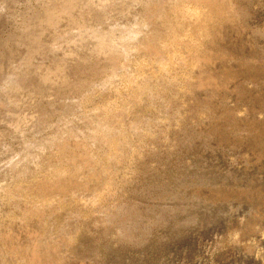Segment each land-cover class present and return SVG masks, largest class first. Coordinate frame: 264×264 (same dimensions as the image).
<instances>
[{"label":"rangeland","instance_id":"rangeland-1","mask_svg":"<svg viewBox=\"0 0 264 264\" xmlns=\"http://www.w3.org/2000/svg\"><path fill=\"white\" fill-rule=\"evenodd\" d=\"M36 1L0 0L1 8L7 4L6 8L0 9V177L9 167V157H16L14 162L21 163L24 155L20 149L41 136L31 131L34 132L35 119L45 111L46 102H50L54 95H68L74 90L72 83L66 80L52 78L53 81L47 82L51 79L48 74L43 84L26 81L17 87L16 92L3 93V77L14 71L19 73V70L27 73L26 65L44 69L60 55L66 64L75 60L85 61L80 50L84 54L91 44L95 45L105 35L115 36L119 33L115 26L126 22L119 12L121 6H117L109 18L95 15L94 18L89 17V21H72L70 25L61 23L60 28L49 27L46 23L37 24L25 34L29 43H21L18 25L31 14L28 7L36 5ZM215 3L221 14L208 12V8L199 6L193 18L199 35L209 33L203 35L205 43L212 42L210 45H199L194 37L179 34L181 48L176 53L181 54L183 61L185 59V65L193 68L194 64L199 75L193 70H190V75L184 65L183 69H171L173 76L169 73L168 80H171L173 91L163 94L170 106L168 123H160L152 136L142 138L141 149L122 153L123 162L119 169L107 176L108 182L111 176L107 184L110 187L114 185L111 187L114 189L105 188L86 204L79 200L81 195L73 199L65 196L57 217L54 215L50 219L52 222L47 221L49 225L52 223L51 227L47 223L41 227L40 235L51 231L47 234L53 237L50 236L55 246L64 241L65 245L63 241L59 244L62 245L58 246L61 252L56 257L63 264H264V0H218ZM13 13L15 19L12 18ZM118 21L121 23L117 24ZM67 28L73 34L63 39L58 32ZM56 41H60L59 44ZM79 42L81 48H75ZM30 43H34L35 50L26 54L24 50ZM217 44H224L220 46L223 48L215 47ZM183 45L188 50L182 49ZM154 73L148 67L144 69L143 76L154 75L157 79L159 76ZM201 77L202 91L197 90L201 97L196 91L197 97L190 98L187 86L196 85ZM3 98L10 99L11 110L4 108ZM20 98H25V103L19 102ZM108 99L109 96L104 95L96 103L103 104ZM147 103V100H141L134 107L142 111L147 121L158 122L161 115ZM53 115L55 118L57 114ZM131 121L132 116L129 115L123 119L124 124ZM49 127L43 130L45 134ZM88 165L90 163L85 166ZM28 173V170H23L15 175L25 177ZM37 174L26 183V193H16L20 196L21 206L31 207V211L37 209L39 201L30 187L34 180L44 179L43 174ZM82 179L85 178L69 179L61 191L81 194L84 184L79 186V181ZM18 184L13 182L8 189L15 190ZM88 184L84 187L87 188ZM5 207L11 208L10 205ZM17 210L19 212L11 216L10 213L7 217L0 215V231H7L14 224V234L18 241H22L39 218L34 217L24 224L19 215L22 207ZM114 220L120 223H114ZM65 226L71 234L67 232V235L63 230ZM76 226L75 233L72 230ZM62 233L66 234L65 237ZM0 235V254H7V243L1 239V232ZM56 240L59 243L55 244ZM61 249H65L64 252ZM7 255L8 262L12 260V263L16 261L13 264H20L18 256L10 252Z\"/></svg>","mask_w":264,"mask_h":264},{"label":"bare ground","instance_id":"bare-ground-1","mask_svg":"<svg viewBox=\"0 0 264 264\" xmlns=\"http://www.w3.org/2000/svg\"><path fill=\"white\" fill-rule=\"evenodd\" d=\"M118 1L116 0H98V1L38 0L36 1L37 2L36 5L34 6L29 5L28 8H30L29 11L31 14L29 13L30 14L29 16L26 14L27 17L23 18L19 23L20 25H18L19 28L18 31L21 32L20 34L22 35V37L20 38V42L29 43L30 40L27 39V36L25 34L29 33L30 30L33 29L35 25L40 23H46L47 26L49 25V27L60 28L59 25L61 23L70 25L72 21L73 22L75 21V23L86 20L89 21V17L93 16L94 18L95 15L96 16L104 15L106 16V18H109V16H112L114 13L111 12L117 10L116 9L117 6L119 7L121 6L120 9L121 11L119 12L122 13V15L125 17L124 19L126 20V22L122 26H115L118 27L116 29L119 32V33L117 32L118 34H116L115 36L111 37L105 35L96 44L94 43L95 45L91 44L92 46L89 50L87 49L88 51L84 50L85 51L84 54L82 52L83 50L80 51L78 50L80 52V56L86 59L85 61L84 60L82 61L80 59L81 61L75 60L71 63L66 64L63 63L65 61L63 55L62 57H60L61 56L60 55L56 60L54 59L53 62H51V64L44 69L42 68L35 69L29 65H26L28 67L27 73H24L19 70V73H14L15 72L14 71L12 74L10 75L8 74V76L3 77V79H5L4 80L5 82H3L5 83V86L3 88L4 90L3 93L16 92L17 87L26 81H34L36 83L43 84L48 74H50L51 79L49 78L47 82H51L57 79L66 80L67 83L71 82L72 83L71 85L74 87L73 92L71 91L72 93H69L68 95L60 94L61 96L59 94H57V96L54 95L55 97H53L50 100V102L48 103L46 102L47 104L45 105L46 108L43 105L45 111L42 109L43 113L40 116H38L37 119H35L36 122L33 120L36 126L34 125L35 126L34 132H32L33 130L31 131V133L41 136L39 137L38 140L37 139L30 140L26 146L20 149L22 150L21 153L24 155L23 157L24 160L21 163L16 164L14 162L13 159H15L16 157L15 158L9 157L7 161L9 167L7 166L8 169L4 168L5 170L1 173L2 177H0L1 178L0 179V215H3L2 217L4 216L7 217L8 214L10 213L11 216L13 213H16L18 211L17 210L18 207H22L21 210L22 212H20L19 214L21 215L20 219L22 223L25 224L30 222V220L32 221L34 217L39 218V222H37V224L35 223L33 230L30 232L29 235H27L26 237L24 236V239L22 241H18V238L15 236L16 234H14L13 223L12 226H10L9 228L7 227L8 228L7 231L6 230L5 231L3 230L4 232L0 231L1 234H3V237H1V239L3 238L4 241H6L5 243H7L8 253L10 252L11 254L13 255L15 254L16 256H18L19 259L17 257L15 259L16 260L18 259L20 264H63L64 263L63 261L57 260V258L59 257L58 256L59 252H61L59 251L60 247L58 246H62L59 244L60 243L62 244L63 240L61 239L62 241L60 243L59 241L57 242L56 240V243L55 242L54 243L55 244L59 243L56 245L57 246L56 247L51 239L52 236L51 235H50L51 237L49 236L51 231L49 232L47 231L49 229H47L45 230L47 231L45 234L40 235L41 227L44 225V223H47V221H51L50 219H52L54 215L55 217H57L56 213L57 214L59 213L58 211L61 205L64 204L63 202L64 200H66L65 196L66 198L67 197L75 198L77 195L78 196L81 195V197L79 196L80 198L79 197L77 198H79V200H81L85 204L87 202H90L93 198H97V195L102 190H104L107 187H110L109 184H107L108 182L107 176L108 174L110 175V173L119 169L120 163L123 162V160H121L122 153L125 150H129L133 152V150L135 149L136 151L139 148L141 149V146H143L141 143L142 138H144L145 136L147 137L148 135L152 136L155 133V129L158 127L160 123L161 124L164 122L165 124L168 123L167 121L168 111L170 110L169 109L170 106L168 107V102L164 100L165 98L163 97V94L167 91H173L172 83L170 82L171 80H168V78H170L169 73L170 71H172L171 69L174 67H182L183 65L184 67L187 66L184 64L185 59L184 61L182 60L181 54L176 53V51L179 48H181L178 40L179 34H185L194 37V41H196V43L199 45L209 44L208 42L205 43L204 40L206 38H204L203 34L206 32H203V34L200 33L199 35V33H197L198 31H196L198 29H195L196 24L193 20L195 10H197V8L199 10V6H204L205 8H208V12L217 11L216 13L221 14L220 7L217 6V4L215 3L218 0H121V2L120 0ZM5 4L3 7L6 8L7 4L6 5ZM75 5L78 7L76 8ZM100 7H102V9ZM2 8L0 6V9ZM92 9H97V10L92 12ZM20 13L22 12H19V14ZM110 13L112 15H110ZM6 16L8 15L6 14ZM14 16L15 14L13 13L12 18ZM121 17L120 19H122ZM7 21L8 20H6V22ZM119 22L120 21H118L117 24H119ZM207 26L208 25H206V27ZM70 28L64 29V31L62 32H58L61 33L60 34L61 38L64 39L67 37L68 38L71 37L73 33L70 32ZM73 29L75 28L73 27ZM76 31L77 30H75V33ZM55 32H57L56 29ZM111 32L112 31H110L109 35H111ZM207 32L210 31H208L207 29ZM211 37L213 36L211 35ZM41 38L43 37L41 36ZM60 41L58 42L56 41V42L59 44ZM213 42H215V40ZM47 45H50L49 42ZM217 45L218 46L215 47L223 48L220 46H223L224 44L223 45L220 44V46L219 44ZM75 48L80 49L81 43L79 42L78 44H75ZM182 49L188 50L187 47H185V45L182 46ZM34 50H35L34 43L33 44L30 43L29 45L26 46L24 52L26 54H30V52ZM186 61L189 60L187 59ZM192 65L193 68H191V65L187 66V68H184L187 69V72L189 70V74H190V70L196 71L195 70L196 67L194 66V64ZM148 67L149 69L150 68L153 69L155 71L154 74H157L159 76L157 79H154V75L147 77L143 76L144 69ZM23 68H25V66H23ZM198 70L199 69H197V71ZM197 71H196V75L198 76L199 73L197 74ZM192 74L194 75V73ZM187 76L189 77V75ZM194 77L196 76L194 75ZM52 78L54 79L52 80ZM201 81H202V77L200 78L199 81H197L198 83L196 85L194 84V86H192V84L190 83L191 86L190 85L187 86L186 91L188 93L187 95H189L190 98L197 97L198 91L199 90L202 91L201 88L202 84L200 83ZM59 83L62 84V82ZM180 90L181 89H179V91ZM104 95H108L109 99L103 104H97L96 101L100 97H104ZM187 95L186 97L188 98ZM198 97H201V95H199ZM2 100L3 101H1V103L4 106V108L6 107V109L11 110L12 105L11 102L9 101L10 99L8 100L3 98ZM141 100H147L148 101L147 104L150 105L154 110L156 109L159 115H161L160 119L157 120L158 122H150L149 120L147 121V118H145L142 111L134 107L135 104ZM25 101H26L25 98L23 99L20 98L19 100V102L21 103H25ZM182 108L183 107L181 106V109ZM176 112H180V111H176ZM39 113L35 115H39ZM53 114H57L55 118ZM127 115L132 116V121L130 124H124L123 122L124 117ZM34 116H32V118ZM176 118L177 117H175V120L178 119ZM76 122H78V124H76ZM182 122H184V120ZM46 127L47 129L49 127L50 130L45 134L43 130L46 129ZM141 130L143 133L141 132ZM42 132H44V135L41 134ZM160 135H158V138ZM38 136L35 137L38 138ZM87 163H90V165L85 166ZM23 170H28L29 172L25 177H20L15 175ZM13 173L14 175H11ZM37 173H39V175L43 174L44 179L41 181L34 180L33 184L31 183L32 184L31 187L29 186L32 191L31 193H33L35 195L34 197L37 198L36 200L39 201L38 206L36 207L37 209L31 211L30 210L31 207L30 208L28 207L29 208L28 209L25 206H21L22 203L20 204L21 200H19L20 196L16 193L17 192L22 193L24 191L26 193V189H27V188L25 189L26 183L37 177L38 175ZM78 176L85 178L79 181L80 184L79 186H82V184H84L82 186L83 187L82 193H84L83 195L82 193L80 194L77 191L65 192V193L61 191V188L64 183H67L69 179L76 178ZM110 177L111 176H109V182H110ZM16 181L19 182L16 189L15 190L8 189L10 187L9 185ZM89 182L90 184H88ZM111 183L110 185H112ZM86 184H88L87 188L84 187ZM112 189L114 188H111L110 190ZM110 190L109 192L111 193ZM27 202H29L30 204V201ZM5 205H10L11 208L8 207L6 208ZM137 217L138 216H136V219ZM115 222L117 221L114 220V223ZM3 224H4V220H3ZM47 224L49 225V222ZM51 224L52 223H50V225ZM132 224L133 223H131V225ZM137 224L140 225L138 222ZM131 225H129L130 228ZM75 228H77V226L73 227V230L71 227L70 230L75 231ZM122 228H124V226ZM64 229L66 233L71 232L67 230L66 226L65 228H63V230ZM48 232L49 234H47ZM65 235L66 234H64L63 237H65ZM72 236L73 235H71V237ZM15 237L17 238L16 239L17 241L15 240ZM71 237L70 239L69 238L68 239L71 240ZM7 247L5 244V249ZM64 250L62 252H64ZM7 254L6 253L0 254V264H13L14 262H16L13 261L12 263V260L8 262L6 260L7 257L5 258ZM10 258L12 259V257ZM61 259H63L62 255H61Z\"/></svg>","mask_w":264,"mask_h":264}]
</instances>
